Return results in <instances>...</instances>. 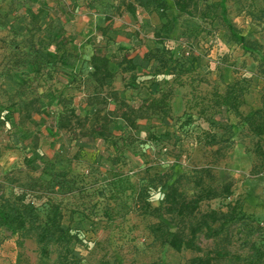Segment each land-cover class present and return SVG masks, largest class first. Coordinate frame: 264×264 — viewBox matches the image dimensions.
Returning a JSON list of instances; mask_svg holds the SVG:
<instances>
[{
    "label": "rangeland",
    "instance_id": "1",
    "mask_svg": "<svg viewBox=\"0 0 264 264\" xmlns=\"http://www.w3.org/2000/svg\"><path fill=\"white\" fill-rule=\"evenodd\" d=\"M128 2L137 6L134 0H0V121L7 116L0 123V194L13 196L32 179L44 182L39 191L35 187L38 211L44 215L49 201L61 204L65 225L77 235L74 248L81 264H188L197 254L176 253L155 240L150 226L170 218L162 211L145 212L143 204L162 205L164 178L159 182L156 175H182L180 189L191 195L193 177L203 168L211 175L205 181L230 183L232 194L203 202L201 211L241 204L240 220L226 234L231 245L222 244L242 257L247 244L264 251V159L254 156L257 138L246 125L216 103L226 85L238 81L240 111L263 108L264 0H197L182 14L168 2L165 12L136 7L134 15L126 10ZM39 8L44 9L40 20H30L29 11ZM224 16L261 50L245 53L234 43ZM93 52L113 63L124 55L151 56L146 68L132 72L114 64L112 87L133 105L165 93L169 126L141 120L137 130H129L119 122L105 140L80 137L78 142L64 131L48 134L60 111L58 96L88 116L87 127L93 122L94 106L87 99L94 92L89 78ZM62 53L64 64L58 61ZM20 83L24 95L15 93ZM32 98L50 115H33L34 124L17 125L20 105ZM34 133L40 138L41 162L30 171L24 158ZM210 133L217 145L207 144ZM220 242L199 239L204 249ZM40 249L34 237L0 231V264H57L59 248L50 246L48 257Z\"/></svg>",
    "mask_w": 264,
    "mask_h": 264
},
{
    "label": "trees",
    "instance_id": "2",
    "mask_svg": "<svg viewBox=\"0 0 264 264\" xmlns=\"http://www.w3.org/2000/svg\"><path fill=\"white\" fill-rule=\"evenodd\" d=\"M134 1L138 8L154 7L161 9L163 12L169 9L168 2H171L172 8L180 14L186 13L197 2V0ZM136 7L132 2L126 4V10L131 15L136 13ZM43 13V8H39L37 13L29 11L30 20L38 22ZM260 14L264 17V5L260 9ZM223 22L231 40L245 53L253 54L261 50L256 41L246 39L225 16ZM164 27H166V24L161 28L164 29ZM107 30L103 29L102 34H106ZM156 33L158 34V32ZM57 38H60V35ZM39 54L43 57L53 56L49 51H39ZM66 56L65 53L61 54L58 58L60 64L66 63ZM150 58L151 56L139 58L138 56L128 57V55H124L121 60L113 63V60L106 55L93 52L89 57L91 68L89 78L93 84L94 92L87 98L89 105L94 106L93 122L87 127L89 123L88 116H80L70 99L58 96L56 100L60 111L56 119L55 129L46 128V132L53 136L60 131H64L66 134L73 135V138L78 142L80 137H86L88 141L97 138L105 140L112 136V128L119 122L129 130H137L139 128L138 122L141 120L157 122L156 126L168 127L170 115L165 93H161L157 98L145 97L137 105H133L120 97L119 92L112 87L117 75V71L113 67L114 64L121 67L123 72H132L137 68H146ZM262 60L264 61V57H262ZM24 85V83L17 85L15 93L24 95L26 89ZM242 97L243 89L238 81H234L226 85L224 93L218 95L216 103L220 107L230 110L240 122L246 125L248 131L257 138L253 147V154L257 159L263 160L264 102L262 104L263 108L243 114L240 111ZM33 115L42 117L50 115L46 108L38 105L37 98L22 102L18 109L17 125L34 124ZM6 118V115L2 117L0 123H3ZM228 128H231V126ZM206 138L208 145L218 144L214 134H207ZM39 142L38 133H34L30 140L32 150L29 156L24 158V165L30 171H36L41 162ZM205 175L207 178L211 177L209 170L201 168L197 171L192 180L191 195H187L180 189L182 175L175 179L169 173L156 175L160 178L159 182L164 178L160 186L162 205L160 208L150 209L147 202L143 204V209H145V212L150 210L149 213L151 214L162 211L161 214L168 216L170 219L168 222L159 221L152 224L150 226L152 236L161 245L168 246L176 253L187 250L197 254L189 260L188 264L261 263L264 259V251L253 244H247V255L243 257L230 251L226 245L222 244L225 242L231 245L230 237L228 238L226 234L229 227L240 220L241 204L239 201H235L233 204L229 203L225 211L219 209L200 210L203 202L217 198H228L232 194L230 183L212 185L211 181H208L209 179L205 181ZM44 184V182L32 179V185L23 186L13 196L6 197L0 194V231L8 230L12 234L19 232L23 236L34 237L41 248L40 254L43 257L49 256L50 246H56L59 248L57 264H81L80 254L74 248L77 235L72 233L69 227L65 225V214L61 204L56 201H49L44 215H41L38 211V200L40 199L36 196V192ZM35 187H38L36 192ZM200 238L212 241L221 239V242L212 249H204L199 243Z\"/></svg>",
    "mask_w": 264,
    "mask_h": 264
}]
</instances>
